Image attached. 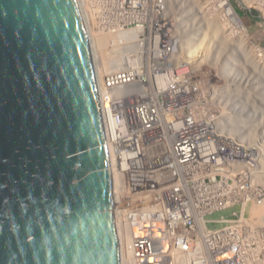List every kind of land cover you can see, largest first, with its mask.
<instances>
[{
    "label": "built area",
    "instance_id": "built-area-1",
    "mask_svg": "<svg viewBox=\"0 0 264 264\" xmlns=\"http://www.w3.org/2000/svg\"><path fill=\"white\" fill-rule=\"evenodd\" d=\"M226 3L231 7L229 0ZM254 3L264 9V0ZM82 5L89 37L104 38L108 45L103 50L111 56L109 70L101 73L96 49L95 67L109 148L111 139L118 141L114 153L110 148L121 186L117 216L121 228L128 227L134 263L264 264V117L194 113L203 102V89L198 84L201 78L192 76L193 66L186 62L191 49L187 32L199 35L200 25L187 13L198 4L82 0ZM225 5L211 0L205 9ZM172 8L184 13L177 23L180 29L175 27ZM184 41L188 45L182 46ZM178 69L183 72L179 76ZM171 70L176 73L175 86L168 83L171 77L163 79V85L177 87L181 94L190 86L193 95L162 103L152 91L161 82L158 75H170ZM152 104L159 118L141 117V111H151ZM243 120H248L247 127ZM260 131L262 137H255ZM235 206L240 212L233 218L214 221L223 227H208L207 215Z\"/></svg>",
    "mask_w": 264,
    "mask_h": 264
},
{
    "label": "water",
    "instance_id": "water-1",
    "mask_svg": "<svg viewBox=\"0 0 264 264\" xmlns=\"http://www.w3.org/2000/svg\"><path fill=\"white\" fill-rule=\"evenodd\" d=\"M0 264H123L78 0H0Z\"/></svg>",
    "mask_w": 264,
    "mask_h": 264
},
{
    "label": "rangeland",
    "instance_id": "rangeland-1",
    "mask_svg": "<svg viewBox=\"0 0 264 264\" xmlns=\"http://www.w3.org/2000/svg\"><path fill=\"white\" fill-rule=\"evenodd\" d=\"M193 1L198 4L196 5L197 9L190 10L186 13L192 21L200 25V28L198 27L200 31L205 28L200 34V38H198L199 41H196L193 51L203 53V55H208V53L214 54L212 60L210 57H202V63L205 65L202 64V66L196 67L197 69L195 68L193 70L192 76L194 78H201L198 84L202 85L203 89L200 96L203 102L200 106H195L194 110L197 111V113H194L205 116L225 117L229 114L237 116L241 114L252 115L251 113L255 111V114H257L259 118L262 117L261 115L264 117V107H261L259 103L255 102L257 98H261V90L259 88H262L261 84H264V10L261 11L257 8V4L254 3L256 0H250V2H247V0H229L231 7L236 12L240 21L238 22V20H236L239 27H235L230 23L226 9L207 10L205 9L206 3L211 2V0ZM251 12H256L261 19L252 16ZM176 14L178 13L176 12ZM179 16L178 14V17ZM204 23L205 26H203ZM228 53L232 56L231 59L234 64L232 65L238 70L245 69L248 73V77L251 79L248 82L249 87L246 88L244 85L245 83L243 84L244 75L241 77L239 72H236L238 80L240 78L238 81L239 84L234 83V87L229 86L230 91H228V89L226 90V88L224 89L225 91H214L213 89L216 87L219 88L224 86L225 82L222 79L213 78L212 67L217 66L219 69L218 66L224 64L223 67L228 68V64H226L225 61L226 57H228ZM216 56H218V58L215 59ZM260 67L262 68L260 69ZM246 72L244 74H246ZM214 75L216 74L214 73ZM237 92L239 94H237ZM213 95L217 101L211 99ZM236 96L240 98H235ZM218 101H220V103ZM226 102L231 103L230 107L226 105ZM243 109L247 110L244 111ZM249 210L250 204L246 205L244 211L246 216H248ZM239 212L240 206H235L227 210L207 215L205 219L208 221L207 225L210 229H219L223 227V224L214 223V221L221 220L222 218L227 220L231 219L233 218V213Z\"/></svg>",
    "mask_w": 264,
    "mask_h": 264
},
{
    "label": "bare ground",
    "instance_id": "bare-ground-1",
    "mask_svg": "<svg viewBox=\"0 0 264 264\" xmlns=\"http://www.w3.org/2000/svg\"><path fill=\"white\" fill-rule=\"evenodd\" d=\"M79 1V4H80V6H81V10H82V13H83V16H84V20H85V23H86V27L88 28V19H87V17H86V14H85V12H84V10H83V5H82V0H78ZM191 1V0H190ZM226 1L227 0H222V3L224 2L226 5H225V7H224V9H226V12H228V14H227V16H228V19H229V21H230V23L233 25V26H235V27H239V24H237V21L236 20H238V22H240L239 21V19H238V17H237V14H236V12L234 11V9L232 8V7H228V5H227V3H226ZM246 1V0H245ZM250 2V0H247V2ZM252 1V0H251ZM192 3V2H191ZM252 5V4H251ZM258 7V9L259 10H264L263 9V7H262V4H260L259 3V5L257 6ZM171 12H172V15H174V13H175V17H176V19H175V27L176 28H179L178 27V25H177V23L178 22H181V17L183 16V11H180V10H176V11H174V9L172 8V10H171ZM176 12L180 15L179 17H178V14H176ZM264 12V11H263ZM183 18V17H182ZM204 19V18H203ZM205 20V19H204ZM204 20H203V22H204ZM197 23V22H196ZM236 23V24H235ZM203 26H205V23H204V25ZM136 28H134V29H132L131 30V32H133L134 30H135ZM137 29H140V28H137ZM180 29V28H179ZM205 29V28H204ZM204 29L202 30L201 29V31H199V35H197L196 36V32L195 31H193V30H188V32H187V36H188V43L189 44H191L190 45V48L191 49H189V51H187V55H186V62H187V65H188V67L189 68H191L192 66H193V70H194V68H196V67H198V66H202V64L203 65H205L204 63H202V60L201 59H203L202 57H204V58H208V57H210L211 58V60H212V58L214 57V54L213 53H208V55L207 54H204L203 55V53H197V52H195V51H193L194 50V45H195V43H196V41L198 40V38H200V34L204 31ZM88 31H89V29H88ZM192 37L193 38H195V37H197V39L196 40H192ZM89 39H91V34H90V37H89ZM91 41H92V44H93V47H92V45H91V47H92V51L94 52H92L93 53V56H94V60H95V62H96V60H97V63H98V55H97V52H96V49H97V51H99V53H100V57H101V60H102V63L100 64L99 63V71L101 72V73H103V72H105V70H109V67H110V63H111V58H109V57H111L110 55H107L105 52H104V50H103V47H104V49L105 50H107L106 49V47H107V45H105V42H104V38H100L99 37V35H96V37L94 38L93 37V40L91 39ZM199 41V40H198ZM225 41V40H224ZM188 43H187V41H184L182 44V46H184V45H188ZM226 45V44H225ZM113 49V48H112ZM216 49V48H215ZM186 50H188V48L186 49ZM230 53H228V57H226V64H228V68L227 67H223V65L221 66V65H219L218 67H219V69L217 68V66H213L212 67V69H213V78L215 77V78H218L219 80L220 79H222L225 83H224V86H222V87H216L215 89H213L214 91H221V90H223V91H225L224 89L226 88V90L228 89V91H230L229 89H230V87L229 86H235V84H239L238 83V81L240 80V78H239V80H238V75H236V72H239V74H240V76L242 77L243 75V84L245 85V87L247 88V87H249L248 86V82L251 80L250 79V77H248V73L245 71V69H240V70H238L237 68H235L233 65V63H232V56L231 55H229ZM226 55H227V53H226ZM109 56V57H108ZM247 57V56H246ZM209 58V59H210ZM216 58H218V56H216L215 57V59ZM219 61V60H218ZM220 62V61H219ZM233 64V65H232ZM231 65H232V67H231ZM211 66V65H210ZM262 67H260V69H261ZM197 69V68H196ZM209 69V68H208ZM207 70V69H206ZM176 72H178L177 73V75L179 76V75H181L183 72H181L179 69L176 71ZM210 72V71H209ZM246 72V74H244ZM100 73V74H101ZM208 73V72H207ZM211 73V72H210ZM214 73L216 74V75H214ZM168 74H170V75H158V79H159V81H161L159 84H158V86L155 88V89H153V91L152 92H155V93H153V94H155L154 95V99L155 100H160V101H162V103H167L168 101H170V99H171V101H172V99H178L180 96H182V97H184V96H187V94L189 93V95L188 96H190V95H193L192 94V92L190 93V91H192V88H190V86L188 87V89L187 90H185V92L184 93H180V92H182V90H179V88H177V87H174V88H170V89H167L164 85H163V79H165L166 77L168 78V77H171V81L170 82H168V83H170V84H172V86H175V84L173 85V81H172V79L173 78H175L176 77V73L173 71V70H171V72L170 73H168ZM235 83V84H234ZM240 83H242V82H240ZM264 84H261V86H262V88H259L261 91V93H260V95H261V98H257V100L255 101L256 103H259L260 105H261V107H264V86H263ZM171 87V86H170ZM229 87V88H228ZM114 88V87H113ZM251 93V92H250ZM115 94V92L113 91V92H111V97L109 96V97H107L106 98V104L107 105H109V101H111L112 100V96ZM237 94H239L238 92H237ZM241 94V93H240ZM259 94V93H258ZM215 95V94H214ZM214 95H213V98H211V99H214V100H216L215 99V97H214ZM145 96V95H144ZM241 96V95H240ZM145 97H147L148 99H150V98H153V95H147V96H145ZM235 98H240V97H235ZM217 101V100H216ZM219 103H220V101H218ZM230 104L231 103H228V102H226V105L227 106H229L230 107ZM226 105H224V106H226ZM147 110V109H146ZM146 110L145 111H141V117H143V118H146V117H149L150 115H151V118H153L154 120H157L158 118H159V111H157L156 110V106L154 105V104H152V105H150V110L151 111H148L147 113H146ZM245 110H247V109H245ZM252 115L251 116H255V115H257V114H255V111H253L252 113H251ZM220 115V114H219ZM243 121H245L244 122V126L245 127H247L248 126V120H243ZM239 125H242L243 126V122H235V126H239ZM235 130V129H234ZM233 130V131H234ZM235 131H239V129L238 130H235ZM262 131H260L259 132V134L258 135H255V132H254V135H255V137H262ZM114 139H116V138H114ZM117 141V140H116ZM116 141H113L112 139L110 140V148H111V150H112V152L114 153V148H115V142ZM118 142V141H117ZM113 163H115V155L113 154ZM114 171H115V174H114V180H115V192H116V199H117V202H118V198H119V195H120V191H119V187L121 188V186H120V184H119V173H118V171H117V169L114 167ZM118 210V209H117ZM144 211V210H143ZM145 212V211H144ZM117 213H118V211H117ZM118 218H119V215H118ZM120 219V218H119ZM118 219V226H119V235H120V244H121V253H122V262H123V264H135L134 263V260H135V257L133 258V247H131L132 246V241H131V236H130V234H129V232H128V227H125V226H123V228H121V224H122V221L121 220H119ZM128 224V222H126V225ZM129 262V263H128Z\"/></svg>",
    "mask_w": 264,
    "mask_h": 264
},
{
    "label": "trees",
    "instance_id": "trees-1",
    "mask_svg": "<svg viewBox=\"0 0 264 264\" xmlns=\"http://www.w3.org/2000/svg\"><path fill=\"white\" fill-rule=\"evenodd\" d=\"M251 15L254 16V17H256V18H258V19H261L256 12H251Z\"/></svg>",
    "mask_w": 264,
    "mask_h": 264
}]
</instances>
